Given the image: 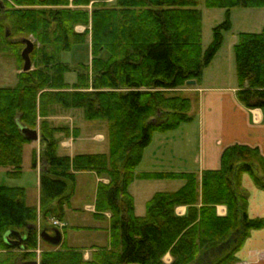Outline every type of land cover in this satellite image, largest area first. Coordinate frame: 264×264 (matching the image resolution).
I'll list each match as a JSON object with an SVG mask.
<instances>
[{"label": "trees", "instance_id": "16d2710c", "mask_svg": "<svg viewBox=\"0 0 264 264\" xmlns=\"http://www.w3.org/2000/svg\"><path fill=\"white\" fill-rule=\"evenodd\" d=\"M198 0H0V50L10 49L23 63L22 39L30 38L33 68L17 74L13 87H0V168L20 178L29 150L31 167L39 172L38 205L26 203L20 186L0 185V264L37 260L38 264H235L236 253L264 218H249L240 194L243 173L264 189V157L257 147L233 144L223 149L218 169L197 172L135 173L153 133L177 129L192 121V100L175 92L186 82H199L204 68L229 30L230 10L264 7V0H203L224 8V21L213 28L202 49ZM76 26H83L79 31ZM8 31V35L6 32ZM87 46L90 60L70 63L63 54ZM22 51V50H21ZM237 98L249 108L264 110V27L240 32L233 45ZM74 72L75 81L65 79ZM55 106L83 109L86 120H105L107 153L58 154L57 134L70 136L69 127L54 126L48 116ZM21 126L39 128L40 151ZM92 171L98 182L93 217L109 213V246L85 250L63 239L52 245L40 232L48 220L63 221L76 187V174ZM135 179H177L175 191H158L146 202L145 214L135 215L129 191ZM185 206L184 214L175 212ZM217 205H225L218 215ZM19 245L6 242L5 235ZM231 239L227 247L224 243ZM42 244L48 246L43 247ZM221 248V253L218 249ZM215 252L206 261V257Z\"/></svg>", "mask_w": 264, "mask_h": 264}, {"label": "crops", "instance_id": "0c3cea01", "mask_svg": "<svg viewBox=\"0 0 264 264\" xmlns=\"http://www.w3.org/2000/svg\"><path fill=\"white\" fill-rule=\"evenodd\" d=\"M259 9H264V7ZM260 13L264 14V12ZM262 26L264 27V25ZM210 65L211 63L208 66ZM206 68H204L199 82L178 89L179 91L184 92L185 95L189 96L192 100V121L181 124L173 131L153 133L152 140L144 149L142 160L140 162L142 163L147 155H149L150 167L138 173L183 171L197 172L198 174H201L203 170L218 169L223 149L233 144L257 147L264 157V110L260 108H249L241 103L236 94L238 90L237 84L220 86L205 82L203 78ZM19 72L20 70L16 71L17 74ZM74 81L68 82L72 83ZM192 98L195 101L194 107ZM53 109H55V111L47 117L48 120H50L54 126L69 127L70 133L73 132L70 136H66L62 133L57 134V138L60 140L59 147L73 148L71 149L73 151L63 155L73 156L75 154H87L74 149V138H91L97 141L106 138L105 133L98 129L92 131L94 134L90 137L81 136L82 127L79 126L75 120L77 117L75 109H64L60 106H55ZM39 146V139L36 141L34 140L29 144V148H36L37 153ZM37 161L36 169L40 167L39 159H37ZM38 171L40 172V169H38ZM39 172L37 178V198L36 202L31 205H38L39 201ZM84 173H90L95 177L96 188L98 182H108L107 178L98 177V175L92 171L78 172L76 174V179L79 174ZM182 184L183 182L177 187V189H179ZM96 188L92 201L83 204V210L92 213V215L96 212L94 205ZM240 188L242 189V195H244V211L247 216L249 218H264V189L258 188L253 182L251 176L247 173H243L240 178ZM151 196L145 201V204ZM70 208L75 210L74 207ZM185 211L186 207L183 205L177 206L175 209V212L179 215L184 214ZM216 212L218 215H225L226 206L217 205ZM108 218L109 213H105V218L102 220L94 218L95 221H97L93 226H70L71 230L74 231L87 229L93 233L92 241L89 243L90 245L86 247L69 244V235L66 231L68 223L65 214L62 221L64 224L62 227L63 230L59 228L62 235L61 241L64 239L68 246L85 250L84 257L88 258L90 247L104 248L109 246ZM98 221H102L103 224ZM48 228L49 231L47 232L53 234V230L56 226L48 223ZM20 237L22 238V236ZM8 238L9 236L7 235V239ZM236 256L238 260L235 264H264V227L250 231L249 235L237 251ZM169 259L172 258L169 253H166L163 257V261L166 262ZM18 261L16 262L17 264Z\"/></svg>", "mask_w": 264, "mask_h": 264}, {"label": "rangeland", "instance_id": "374dc122", "mask_svg": "<svg viewBox=\"0 0 264 264\" xmlns=\"http://www.w3.org/2000/svg\"><path fill=\"white\" fill-rule=\"evenodd\" d=\"M196 8L201 12V23H202V49L205 50L210 44L213 37V28L221 24L225 19L224 8H210L204 4L203 0H198ZM261 7H235L230 10L229 20L231 27L229 30L222 31V44L219 50L216 52L211 65L208 66L204 71L205 82L212 83L213 85H236L237 75L236 66L234 60L233 45L237 41L238 34L242 31L259 32L264 25V9ZM76 29L81 31L84 29L83 26H76ZM23 49V47H22ZM19 53H21V50ZM31 59V58H30ZM62 60L70 63L77 62L79 60L87 61L90 60V50L87 46H78L73 52L62 55ZM23 63L10 49L6 51L0 50V87H13L17 82V70L22 69ZM32 66V62H31ZM33 68V66H32ZM67 81H74L76 75L74 72H68L66 75ZM187 86V85H186ZM183 86V87H186ZM190 86V85H189ZM182 88V87H180ZM178 88V89H180ZM175 92L185 95L184 92ZM193 99V98H192ZM195 101L193 99V107ZM74 109V108H71ZM76 122L82 127L81 136H91L94 134V130H102L105 133V139L101 141L93 140L91 138H74V149L82 151L84 153H107L109 149L108 143V126L105 120H86L83 115V109L76 108ZM55 111V109L53 110ZM51 115V113H50ZM49 115V116H50ZM39 128H37L39 134ZM155 145V144H154ZM152 145V146H154ZM73 148H58V154H67ZM40 151V146L38 153ZM150 152V151H148ZM80 153V152H75ZM39 159V156H38ZM40 161V160H39ZM41 161L39 166L41 168ZM150 167L149 155L145 160L138 165L135 169L137 174L146 168ZM38 169L31 167L30 154L28 149L24 153L23 159V172L20 178L9 177L5 169L0 168V185L3 186H23L26 191V203L31 205L36 202L37 198V178ZM182 183V180L177 179H135L129 187L132 196L134 197V206H136L135 215L143 216L145 214L146 204L145 201L158 191H174ZM96 188L95 177L90 173L79 174L76 179L75 192L72 196L70 207L65 208L66 221L68 223L67 233L69 235V244L76 246H88L92 241L93 233L90 230L82 229L79 231L71 230L70 226H93L95 225V219L92 213L83 210V204L88 201L91 202ZM240 194L242 195V189L239 187ZM57 218H50L48 223H51ZM103 224L102 221H98ZM49 229V228H48ZM62 229V228H61ZM63 230V229H62ZM62 236V235H61ZM48 248L47 245L42 244V248ZM1 251V249H0ZM41 249H36L37 261ZM215 252L209 253L205 258L209 261L214 256ZM172 258V257H171ZM172 259L167 260L165 263H170Z\"/></svg>", "mask_w": 264, "mask_h": 264}, {"label": "water", "instance_id": "95a60500", "mask_svg": "<svg viewBox=\"0 0 264 264\" xmlns=\"http://www.w3.org/2000/svg\"><path fill=\"white\" fill-rule=\"evenodd\" d=\"M6 35H8V31L6 32ZM22 43L24 44V48L21 51V57L23 59L22 71H29L32 68L30 53L34 49V44H33V41L29 38L22 39ZM186 84L187 85H194L195 81L189 80L186 82ZM21 131L23 134H25L31 140H37L39 138V134H38L37 130H30V129H27V128L21 126ZM4 237H5L6 242H8L10 244H14V245H19L21 240H22V238L20 237V234H18V233H16L17 238L13 239V240L7 239V235H5ZM40 237L52 245H57L61 241V232L58 229H54L53 234H49L46 230H43L40 233ZM224 244L227 247H229L231 244V239H228ZM218 251H219V253H221V248H219ZM18 264H38V262L36 260L35 261H27V262H22L19 260Z\"/></svg>", "mask_w": 264, "mask_h": 264}, {"label": "built area", "instance_id": "2783aa9c", "mask_svg": "<svg viewBox=\"0 0 264 264\" xmlns=\"http://www.w3.org/2000/svg\"><path fill=\"white\" fill-rule=\"evenodd\" d=\"M53 224H54V225H62L58 220H54V221H53Z\"/></svg>", "mask_w": 264, "mask_h": 264}]
</instances>
